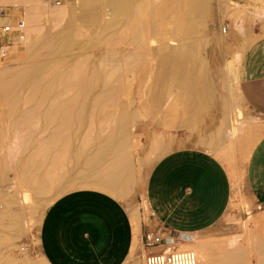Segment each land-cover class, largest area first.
<instances>
[{
    "label": "bare ground",
    "instance_id": "1",
    "mask_svg": "<svg viewBox=\"0 0 264 264\" xmlns=\"http://www.w3.org/2000/svg\"><path fill=\"white\" fill-rule=\"evenodd\" d=\"M37 1L39 0H0V5L4 7L11 5L17 10L22 8V17L26 22V35L21 42L15 39L14 45H22L28 57L19 63L13 61L17 63L14 64L6 58L4 60L1 58L3 49L0 47V105H4L0 107V186L4 185L2 181L10 171L15 172L21 179L25 180L26 185L37 198L33 201L34 205L29 209V217L39 214L44 207H47L45 205L46 198L53 197L55 199L62 193L65 194L73 190L98 189L123 200L131 195L136 180H138L137 172L139 173L140 170L136 168L137 166L135 167L131 152L133 146L131 145L130 127L135 121L133 115L131 117L128 113L126 104L121 103V97L128 93L124 82L129 70L134 72L138 62L140 66L141 63L137 60L138 62L135 63L137 66L134 64L133 67V64H127L129 68H126V65L122 69L119 66H114L118 69L110 70L109 67L112 66L107 67L108 63L106 64L110 61H106V67L102 64L103 68L106 69L104 70L99 66L104 60L98 59L95 55L96 58H84L85 55L81 58L79 56V58L72 59L70 63L65 56L81 42V39L89 37L88 33H95L103 27L100 25L101 20H103L104 12L110 7L116 14L122 16L129 15L133 9H138L139 14L143 17L146 14H152L150 19L148 18L150 22H147L146 18L145 20L143 18L142 21L139 20L140 22L133 30V38L130 39L137 44L141 52L150 50L147 48V39L156 42L154 37L160 35L164 39L162 42L171 41L174 46L172 44L169 46V42L166 41V43L161 42L162 44L158 45L154 52L151 51L153 48L150 50L151 54L159 55L166 51L184 50L195 53L208 62L207 59L209 58L205 57V52L208 50L209 43L212 41L214 48V41L220 45L226 40L222 36L211 38L207 35L208 22L206 18L209 16L212 1L193 0L189 18L186 19L182 28L174 24L167 9L171 0H161L162 2L152 0L155 4L149 2L150 0H144L149 2L146 4L151 3V5H145L146 7H138V0H77L80 4L78 7L81 9L77 11L78 13L75 12L76 8L68 7L67 0H63L59 8L58 6H53L54 8L44 7L43 4H41L42 6L39 5ZM178 3L180 4V2ZM172 5L169 6L171 10ZM182 5L184 4L182 3ZM48 6L50 7V4ZM176 11L178 13L179 10ZM44 15L50 23L64 24L60 32L51 34V31L48 30L49 34L45 35L44 33L43 35L41 30L38 32V29L42 27H37V31L33 30L35 25H40ZM257 20L255 22H259ZM245 21L246 18L240 19L233 29L235 33L242 36L244 40L242 45L247 51L253 42H256L255 37L257 35L255 36L254 32L251 31L252 28L245 27ZM198 22H200L201 28H198ZM261 22L260 28L264 29V20ZM34 32H38L36 37L33 36ZM41 46L46 50H43L44 52L48 51L49 54L47 53V55L48 57L51 55L52 59L50 57V60L40 62L38 49ZM241 50L243 49L241 48ZM6 56L7 54L4 55V57ZM110 56L112 57L109 54L107 58L110 59ZM235 59L236 61L234 63L232 61V64L228 65L226 69V73L230 74L231 78L223 83L227 86L225 90L229 96H234L236 85H238L237 81H239L238 71L242 57L238 55ZM64 92L67 94L72 92V95L69 97L70 93L67 95ZM61 94L64 95L61 97L59 96ZM65 94L68 97L66 99ZM58 96L62 98L59 101ZM25 103L29 104L28 110L24 106ZM7 118L12 119L8 124L4 122L5 119L8 120ZM225 118L227 119V117ZM21 119L27 120L24 129L26 125L29 126L26 129H31L29 138L22 139L17 134L19 130L18 121ZM36 120L39 122H35ZM225 123L227 121L224 122L223 119L222 124ZM225 129H227L226 125ZM217 131L218 135L220 130L217 129ZM220 136L222 137V135ZM40 143H43L45 148L42 152H37ZM160 149L161 144L156 145V147L153 145L151 156L146 158V165H153L158 160L161 154ZM68 165H71L72 169L66 172L65 168ZM4 190L0 188V264H33L34 262L32 263L30 260L31 257H23L22 261L14 257V251L22 247L18 244L21 238L27 234L29 228H26V213L23 214L14 210L17 203L16 194L13 195L12 192L9 193ZM18 194L20 197V193ZM208 246L205 240L194 238L193 241L191 240L181 247H171L164 251L192 250L198 257V264H245L246 254L242 250L232 249L235 251H231L228 249L226 253L222 250V254L219 252L220 255H217V251L213 255ZM257 248L260 252H264V236L258 240ZM212 249L215 248L212 247ZM140 250H142V242L136 234L132 257L130 258H132V262L145 264L144 260L142 263ZM149 252L159 251L155 249Z\"/></svg>",
    "mask_w": 264,
    "mask_h": 264
},
{
    "label": "crops",
    "instance_id": "2",
    "mask_svg": "<svg viewBox=\"0 0 264 264\" xmlns=\"http://www.w3.org/2000/svg\"><path fill=\"white\" fill-rule=\"evenodd\" d=\"M166 52H181L199 60L198 67L191 65L192 70L202 75L197 76L188 109L176 107L173 111V127L177 124L195 129L217 97L214 80L207 78L204 70L206 66L212 74L210 64L189 51ZM246 56L239 63L234 96L228 95L223 101L219 127L200 135L199 143L217 152L195 147L169 153L161 145L159 161L145 184L144 213L140 205L133 209L103 190L79 189L62 196L46 212L36 237L42 264H126L130 253L132 257L136 234L141 238V230L163 238L161 245L151 247V251L160 252L181 247L194 238L209 239L212 229L229 212L232 215L239 210L256 209L254 214L264 218V58L254 59L264 55L259 52ZM240 103L251 120L246 122L248 127L242 123V128L239 122L231 127L229 119ZM223 119L228 124H222ZM259 124L261 137L254 126ZM217 129L222 137L217 135ZM232 152L248 158L239 179L236 206L233 204L235 174H229L228 168Z\"/></svg>",
    "mask_w": 264,
    "mask_h": 264
},
{
    "label": "rangeland",
    "instance_id": "3",
    "mask_svg": "<svg viewBox=\"0 0 264 264\" xmlns=\"http://www.w3.org/2000/svg\"><path fill=\"white\" fill-rule=\"evenodd\" d=\"M172 1L173 0L170 1L171 5L175 1L172 5L173 7L172 10L170 8L171 7L170 3L167 6V9L172 16V20L174 24L177 25L178 27L180 26L179 28H182L183 25H185L186 23V19L189 18L188 17L189 12H191L190 7L193 0H179V1L174 0L173 2ZM210 1H212L210 6L211 11L209 10V16H207L206 18V21L208 22L207 35L208 37L211 38L212 37L219 38L220 36H222L226 38L225 40L226 42L224 41L219 45V43H216L213 40L214 48L212 41H211L212 44L210 42L209 45L207 46L208 50L207 52H205L206 53L205 57L207 56L209 58L207 60L210 63L212 74L210 73L209 70H207L206 66L204 70L207 72L206 74L207 78L210 77L213 78L214 80V88L217 97L214 104H212L211 108L208 109L206 114L203 116L202 121L196 126L195 129L181 127L178 126L177 124L176 127H173V125H175L173 122L174 119L173 111L175 110L176 107L180 108L181 110L187 108L188 102H190V99L195 93L194 89L197 83L196 82L197 76L199 74L202 75V73L199 71H195L194 69L192 70L191 65L194 64L195 67H198L200 65L199 60L181 52H166L161 55H156L155 53L151 54L150 50L152 48L153 50L151 51L154 52V49H156L158 45L167 42L166 40H165L166 42L165 41L162 42L164 39L160 35H156L157 37L156 36L154 37V40L156 38V40L158 41V42L156 41L157 44L155 41L147 39V43H148L147 48H149L150 50H147L146 52L143 51L141 52L137 44L131 41L132 40L131 38H133L134 35L133 30L135 29L136 25L140 22L139 20L142 21L143 18L144 20L146 18L147 22H150L149 19L150 16H152V14L151 15L146 14L143 17L141 14H139L138 9H133V11L129 15L122 16L116 14V12L112 10L113 8L108 7L107 8L108 10L104 12L103 20H101L100 23V25H102L103 27L104 24L106 23L105 28L103 29L102 27L98 29L97 32L95 33L94 32L91 34L88 33L90 38L89 37H87L86 39L80 38L81 40L80 39L79 40L81 42L78 43L72 49V51L65 56L66 59L68 58L69 63L70 61H72V59L79 58V56L83 58L84 55H85L84 58L97 57L98 59L101 60L103 59L104 60L103 63L101 61V63L99 64V66H101L102 69L106 67L105 62L110 61V62H106V64L108 63L107 67L112 66L109 67L110 70L118 69L117 67L114 68V66H119L120 69H122L125 67V65L126 68H129L127 67V64L128 65L133 64L134 67L136 65L135 63H137L138 61H140L141 63L140 66L138 62V66L140 67L136 65L137 66V68H135L136 71L135 69L134 72L132 70H129V73L124 82V84L127 86L128 93H126L124 97L122 96L123 98L121 97L122 100L121 103H123L124 105L126 104L125 106L128 109V113H130L131 117L133 115L135 121L134 124L130 127L131 145L133 146V147L131 146L132 147L131 152L133 158L132 161L135 167L137 166L136 168L140 171L139 173L137 172L138 180H136V184L131 195H129L123 200L119 199V201H121L123 204L129 207H132L133 209L136 206L140 205L139 208L143 213H144V203L142 199H143V192L145 190V184L152 168L159 161L158 160L157 162L153 163V165L150 166L146 165L145 162L146 158L151 156L152 154L151 149L153 145L156 147V145L161 144L164 149L170 151L169 153L181 149H189L195 147L207 148L211 152H217L215 150L210 149L206 145L200 144L199 139H200V135L203 132L216 129L221 121L223 101L228 98V94L225 90L227 86H225L223 83L225 80L231 78L230 74L228 75L226 73L227 66L234 63L236 61L235 58L238 55H240L244 60L247 59L246 55L250 53L259 54L260 52L261 54L264 55V29L260 28V25L262 26L261 21L264 20V0H210ZM37 2L39 3V5L43 4L44 7L47 6L48 8H51L53 6L56 7L58 6L59 8L63 0H50V1L39 0ZM67 2L69 8L71 9L76 8L75 9L76 13H78L77 11L81 10L80 7H78L80 4L77 0H67ZM149 2L155 4L154 1H153L154 3L152 2V0H150ZM149 2H146L144 0H138L137 5L138 7L151 5V3L146 4ZM159 2L162 1L159 0ZM178 2H180V4ZM182 3L185 6L182 5ZM49 4L50 7L48 6ZM183 6L185 7V9ZM8 8H10L12 12L15 11L14 13L17 16L19 17L22 16L21 7L19 8V10H17L15 7L11 5L8 6ZM174 10L175 11L179 10V11L177 13V11L175 12ZM172 11H174L175 13ZM185 11H187V13H185ZM112 12L115 13L116 15L113 14ZM179 13L180 15H178ZM181 13L184 14L182 15ZM245 15L248 16L245 17ZM243 17L246 18L245 27L250 29L252 28L253 30L251 31L254 32L255 36L257 35L256 36L257 38L253 35V37H255L256 42L255 43L253 42V45L250 46V48L247 49V51L243 48L242 44L244 40L242 36H239L237 33H235L233 29L235 24H238L240 19L244 20ZM248 17L250 18L247 19ZM256 20L259 22H255ZM119 22L120 24H118ZM55 24L56 22L50 23L49 19L44 15L41 18L40 25L39 24H38L39 26L35 25L36 27L33 26L36 29L35 28L33 29L32 27L31 28L37 31L38 29L37 27L39 28L42 27L38 29V32H40L41 30L42 31L41 33L43 35L44 33L45 35H48L49 31H51L50 32L51 34H56L60 32L64 24L62 23L60 24L57 23L56 25ZM53 25L56 27H54ZM200 26H201L200 22H198V28H201ZM107 27L109 29L108 31H107ZM38 32L36 33L34 32L35 34L33 33L34 34L33 36L36 37ZM168 42L167 43L170 46L172 42L171 41ZM217 44L219 45V47ZM172 46L174 45L172 44ZM11 47H8V49L10 50H7L6 53L7 56L1 57L3 60L4 58H6L8 61L11 62L15 61L19 63L28 58L22 46L19 49L17 48L18 46L15 45ZM241 48L243 50H241ZM38 50L40 51V62L50 60L51 55L48 57L47 55L48 51L44 52L46 50H44L42 46ZM240 50L242 54L240 53ZM109 54L112 55V57L110 56V59L107 58V56L109 57ZM153 54H155V56H152ZM94 55L96 57H94ZM103 57H105L108 60H105ZM263 58H264L263 56L259 58L255 56L254 59L259 60ZM102 64L105 65L104 68ZM130 68L132 69V67ZM109 69L107 68L108 71ZM69 93L70 92H68V94ZM71 93L69 94V97L72 95ZM62 95L64 94H61L59 96L62 97ZM67 95L65 96V99L68 98ZM59 96L57 97L59 98L58 101L61 98ZM242 104L243 103H240L239 106H237L234 109L233 115L229 119V125L231 127L236 126L238 122L239 124L240 123L247 124L246 122H248V119L251 120V118H249L244 114V111L241 107ZM3 106L4 105H0V107ZM24 106L25 108H27V110L30 108L29 104L25 103ZM114 118L112 119L113 121L115 120ZM7 119L10 121L8 120L6 121L5 119L4 122L8 124L9 122H11L12 119L11 118H7ZM116 119H118V117ZM113 121L111 122L112 125L114 124ZM35 122H39V121L36 120ZM18 123H19V128H18L19 130L17 134L22 139L29 138V136L31 135L30 133L31 129H26L29 128V126L27 125L25 126L24 129V124L27 123V120L21 119L18 121ZM179 125H182V123H180ZM248 125L249 124H247L246 127H248ZM254 126H256L259 129L260 137H261L263 133L261 131L260 124ZM241 127L244 128V125L242 124ZM40 144L41 145L38 146L37 148L38 150L36 149L37 152L39 151L42 152V150L45 148L43 147L44 146L43 143ZM232 158H233L231 161L232 163L228 165V168H229V174L232 172L235 174L236 186L234 189L236 190V193H234L235 196H234L233 204L234 206H236V200L239 195V183H240L239 179L243 175L244 164L248 158L246 159L241 154H234V153L232 155ZM241 168H243V170H239ZM70 169H72V167L71 165H68L65 168V171L67 172ZM18 181L21 182L19 183ZM23 181L25 182V180L21 179L18 176V174H16L13 171H10L8 172L5 179L2 181L4 185L1 183L3 186L2 187L0 186L2 190L5 189L4 190L5 192L6 191L9 193L12 192L11 194L13 195L16 194L15 198L17 199V203L14 210L23 214L26 213L25 214L27 217L26 228H29L30 231V232L28 231L27 234L24 235L23 238H21L18 245H21L22 247L14 251V257L16 259H20L19 261H22L24 258L31 257L30 260L32 261V263L34 262L33 264H40L42 261L41 258L38 256L40 255V250L38 246V240L36 239V237L39 236L38 232L44 220V216L46 212L50 210L51 205H53L59 198L76 190L69 191L68 193L65 194L62 193L61 196L55 197V199H53V197L52 198L50 197L51 199L49 197H48L49 199L46 198L47 201L45 200L46 201L45 205L47 206L46 207L47 209L44 207L45 210L42 209L39 212V214L29 217L28 215L29 209L32 205H34L33 201H35V199L37 198L34 196L30 188H28V186L26 185L27 183L26 182L24 183ZM22 183H24L25 185ZM12 186L15 188H13ZM18 193H20V197L18 196L19 195ZM254 211H256V209L247 208L245 210H239V212H235L232 215L231 212H229L226 215V217L222 220V222H220L217 226H215L212 229L210 238L205 241L207 243V246L209 245L208 248L211 249L210 251H212L211 253H213V255L216 254L217 251H218L217 255L222 254L223 253L222 250H224L225 253L228 252L227 251L228 249H231V251L242 250V252L246 254L245 264H264V254H263L264 252H260L257 248L258 240L264 236V218L259 217V215H255ZM30 226H33L34 228L31 227L32 228L31 229ZM238 230L240 231L239 233L232 234L233 231H238ZM146 233H147L146 229H144L143 231L141 230V239ZM211 246L214 247L215 249H212ZM149 251H151V247L145 246V244H143L142 242V250H140V254L142 255V263L143 260L145 262L146 257L150 254ZM25 255H27L28 257ZM32 257L34 258V260ZM130 257H131V253L128 256L126 264H137L135 262H132L133 260Z\"/></svg>",
    "mask_w": 264,
    "mask_h": 264
},
{
    "label": "built area",
    "instance_id": "4",
    "mask_svg": "<svg viewBox=\"0 0 264 264\" xmlns=\"http://www.w3.org/2000/svg\"><path fill=\"white\" fill-rule=\"evenodd\" d=\"M25 28L26 22L22 16H17L8 6L0 5V47L3 49L1 57H4L7 53L5 48L15 44V39L20 42L24 40ZM21 46L19 45L18 48ZM163 242V238L157 234H146L144 236V243L148 247L159 246ZM145 264H198V257L192 250H173L171 252L163 250L150 253L145 259Z\"/></svg>",
    "mask_w": 264,
    "mask_h": 264
}]
</instances>
